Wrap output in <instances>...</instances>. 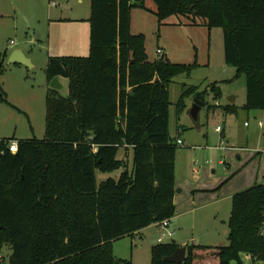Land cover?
Masks as SVG:
<instances>
[{"label":"trees","instance_id":"16d2710c","mask_svg":"<svg viewBox=\"0 0 264 264\" xmlns=\"http://www.w3.org/2000/svg\"><path fill=\"white\" fill-rule=\"evenodd\" d=\"M147 1L159 25L178 16L222 28L225 63L246 77L243 109L264 111V0H91L89 56L48 60V82L68 80L69 93L49 89L44 139H2L18 142V151L0 146V264H12L5 245L13 264H115L114 242L174 218L181 147L170 134V85L199 65L167 55L149 61L145 35L132 31V11ZM8 57L0 53V77ZM3 91L0 84L5 101ZM210 92L222 95L218 83ZM190 96L209 106L207 91L191 87L179 112ZM122 149L132 150V166L119 158ZM117 171L119 179L98 185L97 172ZM228 225V244L189 245L182 264H243V255L264 263V183L233 196ZM178 248L153 246L151 264H176L164 259Z\"/></svg>","mask_w":264,"mask_h":264},{"label":"rangeland","instance_id":"374dc122","mask_svg":"<svg viewBox=\"0 0 264 264\" xmlns=\"http://www.w3.org/2000/svg\"><path fill=\"white\" fill-rule=\"evenodd\" d=\"M146 8L133 9L132 31L145 35L149 61L162 56L158 54L161 48L176 64L196 61L199 65L190 76L181 75L170 85V134L174 140L183 142L176 157L177 186L183 188L184 197L196 199L192 208L197 209L178 218L185 226L179 238L189 240L194 234L197 244H228L232 194L247 190L254 183H264V111L243 109L246 77L236 78V68L225 63L222 28L159 25L153 14L155 4L147 1ZM90 17L91 0H0V53L9 56L0 77L5 99L0 100V139H44L46 99L51 88L46 74L48 60L52 56H89L90 25L86 20ZM183 20L189 22L178 16L170 22ZM18 50L32 67L9 62ZM62 81V89L57 92L66 97L69 81ZM216 82L222 91L219 101L210 92ZM191 87H197L201 93L207 91L210 106H226L234 98L238 114L226 115L219 108L209 112L204 104L195 119L193 96L186 98V107L179 112L178 102ZM219 127L225 130V137L217 132ZM119 158L132 166L131 149H122ZM120 175L121 171L97 172V183L100 185L109 178L117 180ZM194 223L198 227L192 230ZM149 234L148 239L126 237L114 242V252L124 258L134 256V264H151V248L158 244L162 233L151 230ZM168 240L165 237L164 243ZM11 258V246L5 245L3 259L8 262ZM242 261L264 264L254 263L246 255Z\"/></svg>","mask_w":264,"mask_h":264},{"label":"crops","instance_id":"0c3cea01","mask_svg":"<svg viewBox=\"0 0 264 264\" xmlns=\"http://www.w3.org/2000/svg\"><path fill=\"white\" fill-rule=\"evenodd\" d=\"M81 2H82V0H81ZM89 19L90 18H88L86 21H87V23H89ZM77 21V20H76ZM78 21H80L79 19H78ZM83 21V20H82ZM132 23H133V20H132ZM89 25H90V23H89ZM167 25H176V26H191V27H193L194 25H190V23L189 22H187V21H179L178 23H172V22H170V20L169 21H167ZM195 27V26H194ZM90 31H91V28L87 31L88 32V34H87V39L89 40V45H90ZM161 49V48H160ZM164 51V55H167V53H166V50L164 49L163 50ZM60 57V56H59ZM61 57H63V56H61ZM59 80H60V83L62 84L63 83V79L62 78H59ZM216 83H218V82H216ZM219 84V83H218ZM247 91V90H246ZM222 92V91H221ZM199 93H201V92H199ZM247 96V95H246ZM193 97H195V101L197 100L196 99V96H193ZM221 97H222V95H221ZM221 97L219 98V99H214V100H217V101H219L220 99H221ZM214 98V97H213ZM230 99H232V98H230ZM206 105V104H205ZM228 105H233V106H236L235 105V102L234 103H230L229 101H228ZM228 105H226V106H228ZM217 106H220V107H218L219 109H222L223 110V108L224 107H226V106H221V105H217ZM210 105L208 106V111L209 112H216L217 111V109H213V110H211L210 109ZM237 107V106H236ZM223 112H224V110H223ZM225 113V112H224ZM226 114V113H225ZM226 115H229V114H226ZM230 115H232V114H230ZM218 133H221L222 135H223V137H225V130L224 129H222V131L221 132H218ZM262 160H263V158L262 159H260V164H261V162H262ZM257 179V178H256ZM253 179L251 180V182H250V184L252 183V185H253ZM262 184V183H261ZM254 185H255V183H254ZM175 189H176V194H175V198H174V202H175V206H176V213H175V216H174V218L171 220V221H169V225H168V227L166 228V229H164V228H162L161 227V225L160 224H156V225H152V226H150V227H148V228H146V229H144L143 231H141L140 233H138L135 237H134V239H136V237L137 238H140V239H148L149 238V236L151 235V234H149V232L151 231V230H156V232L157 233H162V237H159V239H161V238H163V242L162 243H164V238L165 237H168L169 238V242L168 243H170V242H176L178 245H179V247H187V246H189V245H192V244H196V245H201V244H197L196 243V238H195V236H194V234L192 235V238L191 239H189V240H186V238H179V233H181L182 231H184V228H185V226H184V223H182V222H180L179 223V221H178V218L180 219L182 216H187V215H190V214H193L197 209H193L192 208V205H194V203H195V198H193V197H190V198H187V196H185L184 197V194L182 193V191H183V188H179L178 186H177V177H176V184H175ZM238 191H241V190H238ZM239 193V192H238ZM236 194H237V192H236ZM235 194H232V198H233V196H234ZM189 205V206H188ZM180 211H181V213H180ZM198 227V225H197V223H194V225H193V227H192V230H195L196 228ZM169 229H172V231H170ZM168 232L169 233H171L172 235L171 236H169L168 235ZM181 237V236H180ZM159 239H158V244H159ZM191 243V244H190ZM155 245H157V244H155ZM155 245H153V246H155ZM222 245H226V243H222V244H220V245H218V246H222ZM152 246V247H153ZM204 246H209V245H204ZM213 246H217V245H213ZM138 248L140 249V246H138ZM152 249V248H151ZM115 253V252H114ZM115 257H116V259H119V260H121V261H132V263L134 264L135 262H134V256H133V259H131V258H124V257H121V256H117V254L115 253ZM250 258V257H249Z\"/></svg>","mask_w":264,"mask_h":264},{"label":"water","instance_id":"95a60500","mask_svg":"<svg viewBox=\"0 0 264 264\" xmlns=\"http://www.w3.org/2000/svg\"><path fill=\"white\" fill-rule=\"evenodd\" d=\"M9 62L13 63V64H22V65L32 67L30 60L27 59L19 50L15 51L11 55ZM50 85H51L50 86L51 89H53V90L58 91V90L62 89V85L60 83L59 78L53 79ZM229 102L234 103L235 99L234 98L229 99ZM203 105H204L203 102H201L199 100L195 101V106L192 110V115L195 119L198 118L201 106H203ZM186 256H187V247H179L172 256L166 257L164 259V261L165 262H172V263H176V264H182L185 262ZM11 263L13 264V258H11ZM115 264H125V263H123V261H121L119 259H116Z\"/></svg>","mask_w":264,"mask_h":264},{"label":"built area","instance_id":"2783aa9c","mask_svg":"<svg viewBox=\"0 0 264 264\" xmlns=\"http://www.w3.org/2000/svg\"><path fill=\"white\" fill-rule=\"evenodd\" d=\"M137 1H139V0H137ZM158 54L164 55L163 50L159 49L158 50ZM260 125H262V124H260ZM221 131H222V129L219 127L217 129V132H221ZM176 142H177V144L179 146L183 145V142L180 139H178ZM6 143L4 141H2V139H0V146L2 144H6ZM6 145H8V148H9L10 152L16 153L18 151V142L14 141V142H11L9 144L7 143ZM0 152L3 154L5 152V150L2 149ZM160 225H161L162 228L166 229L168 227V225H169V220H166V221L160 223ZM263 233H264V231H263ZM168 235L171 236L172 234L168 232ZM162 242H163V238L159 239V243H162Z\"/></svg>","mask_w":264,"mask_h":264}]
</instances>
